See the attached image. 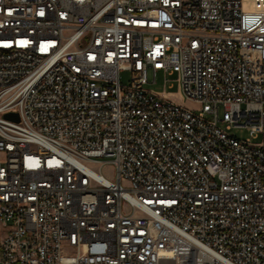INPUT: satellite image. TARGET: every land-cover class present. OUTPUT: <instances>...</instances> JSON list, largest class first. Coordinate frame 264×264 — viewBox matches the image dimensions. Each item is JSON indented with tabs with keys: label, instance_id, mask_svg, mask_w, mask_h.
Returning a JSON list of instances; mask_svg holds the SVG:
<instances>
[{
	"label": "built area",
	"instance_id": "obj_1",
	"mask_svg": "<svg viewBox=\"0 0 264 264\" xmlns=\"http://www.w3.org/2000/svg\"><path fill=\"white\" fill-rule=\"evenodd\" d=\"M0 264H264V0H0Z\"/></svg>",
	"mask_w": 264,
	"mask_h": 264
},
{
	"label": "rangeland",
	"instance_id": "obj_2",
	"mask_svg": "<svg viewBox=\"0 0 264 264\" xmlns=\"http://www.w3.org/2000/svg\"><path fill=\"white\" fill-rule=\"evenodd\" d=\"M121 77L123 79L124 82H127L128 81V78H129V72L128 71H123L121 73ZM174 76H170L169 77V82L167 84V87H166V90L167 92L169 93H177L179 88H178V84L174 81H171V80H174ZM164 84H165V81H164V78L162 76H160L158 79H157V83L155 84H152L150 87L154 88L156 91H163L164 90ZM179 102H183V104L187 107H190L192 109H197L199 106L189 100H179ZM224 127V125H223ZM227 132L230 134V135H233L239 139H245L248 137L249 135V129L248 128H244V127H230V129H227ZM258 141V140H257ZM108 173L110 174V172L113 171V168L111 167V165H108Z\"/></svg>",
	"mask_w": 264,
	"mask_h": 264
},
{
	"label": "water",
	"instance_id": "obj_3",
	"mask_svg": "<svg viewBox=\"0 0 264 264\" xmlns=\"http://www.w3.org/2000/svg\"><path fill=\"white\" fill-rule=\"evenodd\" d=\"M7 117H11V118H16V120H18V116L16 113H8L6 114Z\"/></svg>",
	"mask_w": 264,
	"mask_h": 264
}]
</instances>
